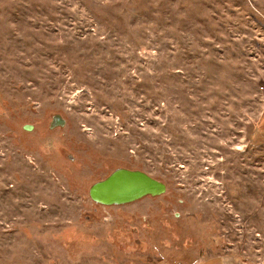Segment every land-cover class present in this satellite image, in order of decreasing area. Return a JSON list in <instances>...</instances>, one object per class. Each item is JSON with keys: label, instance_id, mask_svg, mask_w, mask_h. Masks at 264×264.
Wrapping results in <instances>:
<instances>
[{"label": "rangeland", "instance_id": "1", "mask_svg": "<svg viewBox=\"0 0 264 264\" xmlns=\"http://www.w3.org/2000/svg\"><path fill=\"white\" fill-rule=\"evenodd\" d=\"M260 87L264 0H0V264H264Z\"/></svg>", "mask_w": 264, "mask_h": 264}, {"label": "water", "instance_id": "2", "mask_svg": "<svg viewBox=\"0 0 264 264\" xmlns=\"http://www.w3.org/2000/svg\"><path fill=\"white\" fill-rule=\"evenodd\" d=\"M66 120L60 115L52 116L50 128L65 127ZM166 185L139 170L119 168L105 179L94 183L89 190L90 198L103 206L125 205L147 196H161Z\"/></svg>", "mask_w": 264, "mask_h": 264}, {"label": "crops", "instance_id": "3", "mask_svg": "<svg viewBox=\"0 0 264 264\" xmlns=\"http://www.w3.org/2000/svg\"><path fill=\"white\" fill-rule=\"evenodd\" d=\"M201 264H240L236 259H229L225 257H214L208 260H205Z\"/></svg>", "mask_w": 264, "mask_h": 264}, {"label": "built area", "instance_id": "4", "mask_svg": "<svg viewBox=\"0 0 264 264\" xmlns=\"http://www.w3.org/2000/svg\"><path fill=\"white\" fill-rule=\"evenodd\" d=\"M260 90H261L262 92H264V87H260Z\"/></svg>", "mask_w": 264, "mask_h": 264}]
</instances>
